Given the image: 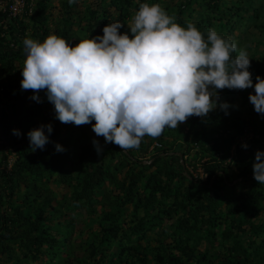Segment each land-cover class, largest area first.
<instances>
[{
    "label": "trees",
    "instance_id": "1",
    "mask_svg": "<svg viewBox=\"0 0 264 264\" xmlns=\"http://www.w3.org/2000/svg\"><path fill=\"white\" fill-rule=\"evenodd\" d=\"M141 3L205 40L210 29L231 40L253 82L264 78V0H37L9 42L0 14V264H264V184L252 174L264 116L253 89L219 90L227 115L217 106L123 150L90 124L61 123L43 91L37 103L21 88L24 39L54 34L74 46L115 21L124 33ZM48 123L53 145L32 151L27 132Z\"/></svg>",
    "mask_w": 264,
    "mask_h": 264
},
{
    "label": "clouds",
    "instance_id": "2",
    "mask_svg": "<svg viewBox=\"0 0 264 264\" xmlns=\"http://www.w3.org/2000/svg\"><path fill=\"white\" fill-rule=\"evenodd\" d=\"M124 26L108 23L102 36L74 46L54 34L42 42L24 39L22 90H33L30 99L37 103L43 91L61 123L90 124L96 136L123 150L138 148L143 137H159L189 117H207L217 106L227 115L231 105L219 102L223 89H253L248 100L264 116V78L257 75L253 82L247 52L231 40L211 29L205 40L194 25L182 27L159 4L141 3L121 33ZM52 131L50 123L29 130L30 149L43 150ZM92 144L100 154L99 141ZM54 147L64 151L59 143ZM252 174L264 184V150L255 152Z\"/></svg>",
    "mask_w": 264,
    "mask_h": 264
},
{
    "label": "built area",
    "instance_id": "3",
    "mask_svg": "<svg viewBox=\"0 0 264 264\" xmlns=\"http://www.w3.org/2000/svg\"><path fill=\"white\" fill-rule=\"evenodd\" d=\"M37 0H0V14L6 16L1 37L11 41L9 36L10 26L20 27V23H28L36 9ZM11 43V42H10ZM12 45V43H11Z\"/></svg>",
    "mask_w": 264,
    "mask_h": 264
},
{
    "label": "rangeland",
    "instance_id": "4",
    "mask_svg": "<svg viewBox=\"0 0 264 264\" xmlns=\"http://www.w3.org/2000/svg\"><path fill=\"white\" fill-rule=\"evenodd\" d=\"M54 4L56 5V4H57V1H56ZM55 14H57L56 11H55ZM55 14H54V16H55ZM235 34L238 35V32L236 31ZM92 139H93V138H92ZM91 141H92V140H91ZM243 141H244V140H243ZM243 141H242V142H243ZM52 145H53L52 143H48V144H47L48 147H51ZM153 146H155V144H154ZM150 150H151V147H150ZM187 160H189V159H187ZM198 172L201 173V169H200V168L198 169ZM201 176H202V174H201ZM81 226H82L81 224H77V226H76V230L80 229ZM201 249H203V247H202Z\"/></svg>",
    "mask_w": 264,
    "mask_h": 264
}]
</instances>
